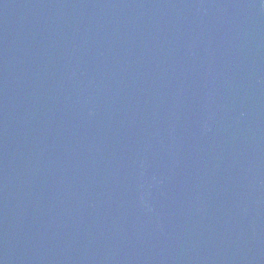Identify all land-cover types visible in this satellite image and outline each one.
Returning a JSON list of instances; mask_svg holds the SVG:
<instances>
[{
  "label": "water",
  "instance_id": "water-1",
  "mask_svg": "<svg viewBox=\"0 0 264 264\" xmlns=\"http://www.w3.org/2000/svg\"><path fill=\"white\" fill-rule=\"evenodd\" d=\"M0 264H264V0H0Z\"/></svg>",
  "mask_w": 264,
  "mask_h": 264
}]
</instances>
